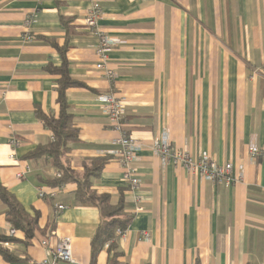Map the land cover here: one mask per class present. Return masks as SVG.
<instances>
[{
  "label": "crops",
  "instance_id": "0c3cea01",
  "mask_svg": "<svg viewBox=\"0 0 264 264\" xmlns=\"http://www.w3.org/2000/svg\"><path fill=\"white\" fill-rule=\"evenodd\" d=\"M99 4L98 27L114 42L107 57L113 82L95 68L98 39L83 20L89 0H0V186L29 218L37 216L25 246L0 199V235L13 230L19 241L1 245L17 261L0 255V264H39L46 258L40 242L51 232L69 239L75 264H109L107 244L91 256L98 209L75 201V183L48 184L59 173L49 157L27 159L52 140L37 112L58 114L60 75L50 68L63 64L79 84L65 94L78 140L61 160L82 177L84 166L105 159L91 190L109 195L111 205L120 195L125 200L131 221L116 241L120 261L264 264V158L251 160L248 152L251 144L264 149V0ZM25 33L31 42L23 41ZM108 92L124 100V130L143 145L133 164L143 208L137 215L122 169L108 154L117 134L96 101ZM164 132L172 148L193 159L231 164L235 183L162 166L150 146ZM39 190L57 191L50 199L39 198ZM57 204L65 207L58 215Z\"/></svg>",
  "mask_w": 264,
  "mask_h": 264
},
{
  "label": "built area",
  "instance_id": "2783aa9c",
  "mask_svg": "<svg viewBox=\"0 0 264 264\" xmlns=\"http://www.w3.org/2000/svg\"><path fill=\"white\" fill-rule=\"evenodd\" d=\"M99 3L100 0H89V6L85 11L83 20L90 34L98 39V43L93 49L98 59L95 68L101 72L102 76L108 82H113L116 78V73L107 66V57L114 46V42L98 27V21L102 17V10ZM29 24L30 20L28 18L25 20V30L28 28ZM32 40L33 38L28 33L23 35L24 42H31ZM96 101L105 114L109 127L117 134V137L113 141L114 148L110 150L108 154L111 155L122 169L123 181L133 195L134 209L132 214L137 215L143 211V208L141 197L135 194V191L139 188L140 180L138 179L133 164L138 160L137 152L143 148V145L132 136H129L124 130L126 107L122 98L115 96L112 92H108L99 95ZM10 144L11 147L15 148L18 147L19 142L12 138ZM150 149L153 155L159 159L162 166L171 164L180 167L187 174L197 175L203 180L217 185L229 186L236 181V178H234L232 174L231 164L218 165L211 159L202 155L197 159H193L187 152H181L172 148L166 132L162 133L152 142ZM248 152L251 160L257 157L264 158V149L258 148L254 144L249 146ZM12 157V155L9 156V158ZM56 177H60V173H57ZM57 190L50 193L39 190L38 196L39 198L48 197L52 199ZM64 209L65 207L60 204L55 205L56 215L60 214ZM9 234L12 236L14 231L10 230ZM117 236L124 237L123 231L117 230ZM142 236L147 238L148 235L144 233ZM54 238L55 234L51 232L48 238L41 240L40 245L45 249L46 258L39 264H75L69 239L55 238L56 241L53 245L51 241L54 240Z\"/></svg>",
  "mask_w": 264,
  "mask_h": 264
},
{
  "label": "trees",
  "instance_id": "16d2710c",
  "mask_svg": "<svg viewBox=\"0 0 264 264\" xmlns=\"http://www.w3.org/2000/svg\"><path fill=\"white\" fill-rule=\"evenodd\" d=\"M63 23L65 21L63 20ZM52 73L60 75L57 81V104L59 107L58 114L43 115L37 112L38 118L44 127L51 132L52 140L45 146L39 147L35 152L29 154L27 159H35L42 156L49 157L53 166L60 173V177H56L48 181L52 187H58L66 183H75L77 190L75 193V201L80 205L93 206L99 211L101 222L91 241V256L98 254L105 244H107V252L109 254V264H126L120 261L123 254L117 250L116 241L118 236L116 230L124 231L131 218L125 216V200L122 195L116 205H111L109 195L97 194L91 190L92 179L97 177L103 169L105 159H97L84 166V174L79 177L78 174L71 171L67 165L62 162V157L70 151V145L78 140V135L72 125V116L68 112V104L66 101V91L72 87L79 86L77 82L72 80L63 64L59 68H50ZM0 199L6 208V219L15 230L21 231L24 235V244L28 246L30 240L34 237L36 229L37 216L29 218L23 208L16 200L0 186ZM19 242L12 236L0 235V255L8 262H15L17 259L7 252L1 245Z\"/></svg>",
  "mask_w": 264,
  "mask_h": 264
}]
</instances>
